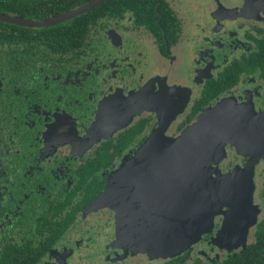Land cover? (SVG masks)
<instances>
[{"label":"flooded vegetation","instance_id":"1","mask_svg":"<svg viewBox=\"0 0 264 264\" xmlns=\"http://www.w3.org/2000/svg\"><path fill=\"white\" fill-rule=\"evenodd\" d=\"M13 1L8 14L52 23L4 22L13 32L0 38V264L264 256V0ZM180 154L213 174L256 156L244 247L213 242L220 213L180 254L132 253V220L195 195Z\"/></svg>","mask_w":264,"mask_h":264},{"label":"water","instance_id":"2","mask_svg":"<svg viewBox=\"0 0 264 264\" xmlns=\"http://www.w3.org/2000/svg\"><path fill=\"white\" fill-rule=\"evenodd\" d=\"M98 1H91L84 9ZM73 14H65L59 18L64 19ZM0 21L24 26H41L52 23V20L32 21L2 12H0ZM213 141L215 140L212 139ZM216 154L206 155L205 164L214 161ZM255 157L250 159L244 168L236 167L224 174L218 172L213 174L212 171H200L199 165L203 162L202 157L181 154L176 157L175 155L174 158H178L180 182L190 180L191 183L187 188L192 190L194 187L195 195L190 201H184L180 194L178 212L173 209V215L171 211L174 204L170 200L167 202L166 199H163L162 217L146 221L143 218L132 220L129 235L132 253H146L150 259L180 254L196 241L200 234L210 230L214 216L220 213L224 214V220L213 242L227 250H232L240 245L244 247L248 230L255 223L257 215L256 207L252 203L253 165L251 161ZM174 158L169 155L162 156L163 165L171 164ZM136 165L139 173L142 167L140 160ZM184 165H189L193 169L183 171L181 168ZM188 176H190L189 180ZM114 185L116 192L123 195L124 175L112 187ZM123 228V223H120V229Z\"/></svg>","mask_w":264,"mask_h":264},{"label":"trees","instance_id":"3","mask_svg":"<svg viewBox=\"0 0 264 264\" xmlns=\"http://www.w3.org/2000/svg\"><path fill=\"white\" fill-rule=\"evenodd\" d=\"M20 8V7H19ZM14 7V1L13 0H0V12L2 13H10L15 12ZM27 12H24L22 14H25ZM21 14V13H20ZM13 32V28L11 24L4 23L0 21V38L1 37H11ZM250 249V247L247 249V251ZM249 252V251H248ZM251 252V249H250ZM244 254V253H241ZM236 255L235 257L229 258L226 262L221 264H264V256L262 257H255L256 259L253 260V254H249L246 257V260H241L239 256ZM239 259V261H238ZM163 264H180L179 260L170 259L165 261Z\"/></svg>","mask_w":264,"mask_h":264}]
</instances>
